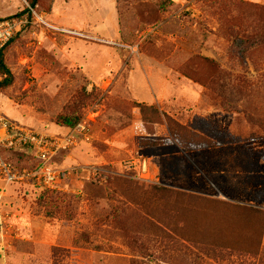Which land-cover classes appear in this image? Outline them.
<instances>
[{
  "label": "rangeland",
  "instance_id": "1",
  "mask_svg": "<svg viewBox=\"0 0 264 264\" xmlns=\"http://www.w3.org/2000/svg\"><path fill=\"white\" fill-rule=\"evenodd\" d=\"M29 2L0 0L29 11L0 114L84 122L54 164L88 169L62 191L0 182V264H257L227 248L259 225L264 248V0Z\"/></svg>",
  "mask_w": 264,
  "mask_h": 264
},
{
  "label": "built area",
  "instance_id": "2",
  "mask_svg": "<svg viewBox=\"0 0 264 264\" xmlns=\"http://www.w3.org/2000/svg\"><path fill=\"white\" fill-rule=\"evenodd\" d=\"M30 10L32 11L31 8ZM25 24L26 17L0 19V52ZM82 140H89L84 122L67 129L63 136H51L16 125L0 114V182L4 186L3 192L12 185H29L41 191H62L78 170L88 168L56 166L54 160L62 152L77 147ZM1 151L28 153L39 165L34 169H20L6 160ZM145 167L146 163L143 161V172Z\"/></svg>",
  "mask_w": 264,
  "mask_h": 264
},
{
  "label": "trees",
  "instance_id": "3",
  "mask_svg": "<svg viewBox=\"0 0 264 264\" xmlns=\"http://www.w3.org/2000/svg\"><path fill=\"white\" fill-rule=\"evenodd\" d=\"M29 4H30V8L34 9L37 6V0H30ZM263 10H264V8H263ZM28 12L29 11L26 10L24 12V14H26ZM24 14H20V15L11 17V18H14V19L22 18ZM15 37L12 40H10L7 43V45L3 48V50L0 52V91L5 90L9 86H11L12 81H13L12 74H11L7 64L5 63L4 52H5L6 48L9 46V44H11V42H13ZM138 107L140 108L141 112H143L144 108H142L141 106H138ZM77 123H78V120H71V119L65 118L63 120L62 124H63V126H65L66 129H70V128L75 127ZM1 153H2V156L6 160L13 163L15 166L19 167L20 169H22V168L34 169L39 165V163L33 158V156L28 154V153L13 152V151L12 152L11 151H1ZM56 166H58V165H56ZM43 191H50V190H43ZM50 192H52V191H50ZM247 211L251 212L254 215H264V213L262 211L257 210V209L249 208V209H247ZM260 224L261 225L264 224V219L261 221ZM260 230H261V226L259 225L257 228V232L255 233V235L253 236V238L251 240L250 246H247V247H245V246H231V247H228L227 249L237 250V252L240 253L239 254L240 256L249 257L252 260H254L255 263L257 262V264H264V248H261L260 239H259L260 238ZM214 254H215L214 251H210V253H208L207 255H213L214 256ZM135 263H140V262H135Z\"/></svg>",
  "mask_w": 264,
  "mask_h": 264
},
{
  "label": "crops",
  "instance_id": "4",
  "mask_svg": "<svg viewBox=\"0 0 264 264\" xmlns=\"http://www.w3.org/2000/svg\"><path fill=\"white\" fill-rule=\"evenodd\" d=\"M108 143H112L111 145H113V142L109 141Z\"/></svg>",
  "mask_w": 264,
  "mask_h": 264
}]
</instances>
